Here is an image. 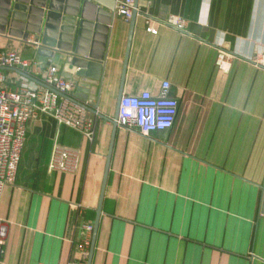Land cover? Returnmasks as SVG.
<instances>
[{
	"label": "crops",
	"instance_id": "1",
	"mask_svg": "<svg viewBox=\"0 0 264 264\" xmlns=\"http://www.w3.org/2000/svg\"><path fill=\"white\" fill-rule=\"evenodd\" d=\"M136 7L134 24L113 12L108 41L94 49L104 52L93 60L96 87L59 55L0 35L1 50L36 62L3 69L5 89L42 90L56 67L80 83L75 98L94 126L91 140L51 115L28 124L16 180L0 194L3 264L79 260L87 225V264H264V0ZM171 16L186 25H168ZM221 52L233 56L228 72ZM164 81L178 100L171 129L114 125L119 98L157 95ZM56 142L72 151L69 169H49Z\"/></svg>",
	"mask_w": 264,
	"mask_h": 264
},
{
	"label": "built area",
	"instance_id": "2",
	"mask_svg": "<svg viewBox=\"0 0 264 264\" xmlns=\"http://www.w3.org/2000/svg\"><path fill=\"white\" fill-rule=\"evenodd\" d=\"M136 0H117L114 15L129 21L137 11ZM150 24V21H148ZM166 23L183 28L186 21L180 16H171ZM29 41H32L29 39ZM231 54L221 52L218 67L224 72L231 68ZM36 65L33 60L23 59L18 51L0 49V194L8 184L16 180L19 163L27 137L28 124L41 115L53 116L59 125L79 129L89 139L94 137V126L88 118L87 108L75 98L78 83L60 75L56 67H49L43 79L45 88L40 90L22 83L15 90L2 86L5 80L3 69L17 67L25 70ZM171 84L164 81L157 95L142 91L137 95L121 97L117 122L122 127L137 128L143 134L171 129L178 115V100L170 94ZM72 151L59 143L54 144L49 169L66 170L71 166ZM87 235L81 247L82 257L67 264H87L92 225H87ZM8 233V223L0 218V264Z\"/></svg>",
	"mask_w": 264,
	"mask_h": 264
},
{
	"label": "water",
	"instance_id": "3",
	"mask_svg": "<svg viewBox=\"0 0 264 264\" xmlns=\"http://www.w3.org/2000/svg\"><path fill=\"white\" fill-rule=\"evenodd\" d=\"M116 1L0 0V35L24 41L33 37L30 42L37 46L39 53L50 58L59 55L70 70L77 69L76 75L83 78L86 86L96 87L100 75L93 72L98 69L94 61L103 60L104 52L94 49L103 48L108 41ZM135 16L136 12L133 24ZM90 78L94 80L88 82ZM77 83L78 91L80 83ZM117 118L118 115L113 120L115 126ZM104 188L105 182L103 191Z\"/></svg>",
	"mask_w": 264,
	"mask_h": 264
}]
</instances>
